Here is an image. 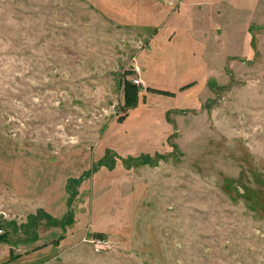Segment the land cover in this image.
Wrapping results in <instances>:
<instances>
[{
  "label": "rangeland",
  "instance_id": "374dc122",
  "mask_svg": "<svg viewBox=\"0 0 264 264\" xmlns=\"http://www.w3.org/2000/svg\"><path fill=\"white\" fill-rule=\"evenodd\" d=\"M0 229V264H264V0H0Z\"/></svg>",
  "mask_w": 264,
  "mask_h": 264
},
{
  "label": "trees",
  "instance_id": "16d2710c",
  "mask_svg": "<svg viewBox=\"0 0 264 264\" xmlns=\"http://www.w3.org/2000/svg\"><path fill=\"white\" fill-rule=\"evenodd\" d=\"M125 97H127V104L133 105L136 101L135 99V88H133L131 91L129 90V86L125 87L124 91ZM128 94H131L130 97H128Z\"/></svg>",
  "mask_w": 264,
  "mask_h": 264
},
{
  "label": "built area",
  "instance_id": "2783aa9c",
  "mask_svg": "<svg viewBox=\"0 0 264 264\" xmlns=\"http://www.w3.org/2000/svg\"><path fill=\"white\" fill-rule=\"evenodd\" d=\"M0 232H1V229H0Z\"/></svg>",
  "mask_w": 264,
  "mask_h": 264
}]
</instances>
